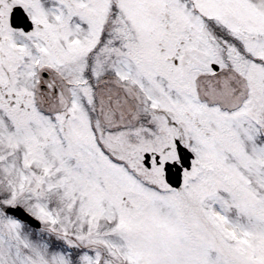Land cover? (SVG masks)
I'll return each instance as SVG.
<instances>
[{"label":"snow or ice","instance_id":"1","mask_svg":"<svg viewBox=\"0 0 264 264\" xmlns=\"http://www.w3.org/2000/svg\"><path fill=\"white\" fill-rule=\"evenodd\" d=\"M0 264H264V0H0Z\"/></svg>","mask_w":264,"mask_h":264}]
</instances>
